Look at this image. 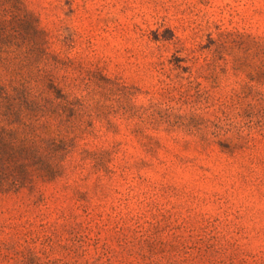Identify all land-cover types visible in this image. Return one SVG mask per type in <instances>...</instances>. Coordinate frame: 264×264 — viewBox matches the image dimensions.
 <instances>
[{
    "label": "rangeland",
    "instance_id": "obj_1",
    "mask_svg": "<svg viewBox=\"0 0 264 264\" xmlns=\"http://www.w3.org/2000/svg\"><path fill=\"white\" fill-rule=\"evenodd\" d=\"M23 2L86 130L0 194V264H264V0Z\"/></svg>",
    "mask_w": 264,
    "mask_h": 264
},
{
    "label": "trees",
    "instance_id": "obj_2",
    "mask_svg": "<svg viewBox=\"0 0 264 264\" xmlns=\"http://www.w3.org/2000/svg\"><path fill=\"white\" fill-rule=\"evenodd\" d=\"M60 63L23 0H0V70L14 79L0 83V194L60 177L76 134L86 130L83 100L57 81Z\"/></svg>",
    "mask_w": 264,
    "mask_h": 264
}]
</instances>
